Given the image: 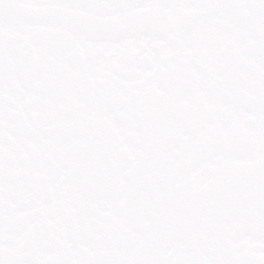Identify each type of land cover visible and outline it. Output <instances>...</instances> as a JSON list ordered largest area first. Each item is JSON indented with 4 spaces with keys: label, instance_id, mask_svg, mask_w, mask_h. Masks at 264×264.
I'll list each match as a JSON object with an SVG mask.
<instances>
[{
    "label": "snow or ice",
    "instance_id": "snow-or-ice-1",
    "mask_svg": "<svg viewBox=\"0 0 264 264\" xmlns=\"http://www.w3.org/2000/svg\"><path fill=\"white\" fill-rule=\"evenodd\" d=\"M0 264H264V0H0Z\"/></svg>",
    "mask_w": 264,
    "mask_h": 264
}]
</instances>
